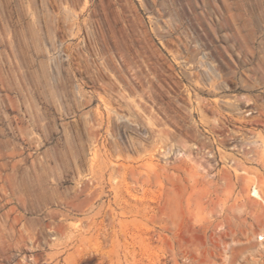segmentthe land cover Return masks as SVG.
<instances>
[{
    "label": "rangeland",
    "instance_id": "obj_1",
    "mask_svg": "<svg viewBox=\"0 0 264 264\" xmlns=\"http://www.w3.org/2000/svg\"><path fill=\"white\" fill-rule=\"evenodd\" d=\"M262 238L264 0H0V264H264Z\"/></svg>",
    "mask_w": 264,
    "mask_h": 264
},
{
    "label": "bare ground",
    "instance_id": "obj_2",
    "mask_svg": "<svg viewBox=\"0 0 264 264\" xmlns=\"http://www.w3.org/2000/svg\"><path fill=\"white\" fill-rule=\"evenodd\" d=\"M209 81H211V77H209ZM115 117H117V116H115ZM117 120H118V119H117ZM127 123H128L129 125L131 124L129 121H127ZM254 196L259 197V194L255 191ZM257 237H260V234H258ZM261 240H264V238H262Z\"/></svg>",
    "mask_w": 264,
    "mask_h": 264
}]
</instances>
